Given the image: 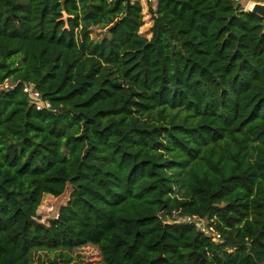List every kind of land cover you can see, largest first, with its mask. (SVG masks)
<instances>
[{
    "label": "trees",
    "instance_id": "trees-1",
    "mask_svg": "<svg viewBox=\"0 0 264 264\" xmlns=\"http://www.w3.org/2000/svg\"><path fill=\"white\" fill-rule=\"evenodd\" d=\"M126 8L0 0V264L85 244L103 264H264V18L235 0H157L148 37L141 0Z\"/></svg>",
    "mask_w": 264,
    "mask_h": 264
},
{
    "label": "rangeland",
    "instance_id": "rangeland-1",
    "mask_svg": "<svg viewBox=\"0 0 264 264\" xmlns=\"http://www.w3.org/2000/svg\"><path fill=\"white\" fill-rule=\"evenodd\" d=\"M143 4V14L145 24L140 32L148 37L152 36L151 26L153 20L151 14L148 12L152 10L150 5L146 4L145 0H141ZM246 9H249V0H242L240 2ZM102 31L100 27H93L91 34L93 37L98 38L99 33ZM73 190L71 184L67 186L66 191L60 196L45 194L42 204L37 211L38 219L42 222L48 223L51 219L57 217L61 206L67 204L70 194ZM177 219H184L183 216H178ZM206 220V219H205ZM207 221V220H206ZM54 259H57V264H103L101 261L100 251L96 245L85 244L73 249H61L56 251L49 250H36L33 253L34 264H50Z\"/></svg>",
    "mask_w": 264,
    "mask_h": 264
},
{
    "label": "built area",
    "instance_id": "built-area-1",
    "mask_svg": "<svg viewBox=\"0 0 264 264\" xmlns=\"http://www.w3.org/2000/svg\"><path fill=\"white\" fill-rule=\"evenodd\" d=\"M145 1H146V4L152 7V10L149 11L148 9V12L151 14L152 20H153L154 17H156L155 10L157 7V0H145ZM235 1L242 2V0H235ZM249 2L251 3V0H249ZM16 83L17 82H13L12 80L7 79L3 83V86L4 88H11ZM23 88H24V91L28 94L30 102L33 105H35L38 109H50V110L53 109L54 111H56V109L53 108L52 103L43 98L40 90L36 87V84L34 82H28V81L23 82ZM183 218H184V221H188L190 223L195 222V224L200 230L205 231L209 235H212L214 240L219 241L221 239V234L219 232H215L213 227L208 226L205 219L200 218L196 215H194L193 217L184 216Z\"/></svg>",
    "mask_w": 264,
    "mask_h": 264
},
{
    "label": "water",
    "instance_id": "water-1",
    "mask_svg": "<svg viewBox=\"0 0 264 264\" xmlns=\"http://www.w3.org/2000/svg\"><path fill=\"white\" fill-rule=\"evenodd\" d=\"M131 5V0H127V8L126 11L129 10ZM249 10L258 14L259 16H261L262 18H264V2L261 1H251L250 6H249ZM159 217L161 218V220L164 223H182L184 222V219L180 220V219H174L172 217H170L167 212L162 211L159 213Z\"/></svg>",
    "mask_w": 264,
    "mask_h": 264
}]
</instances>
